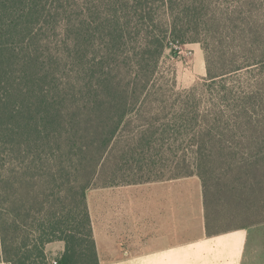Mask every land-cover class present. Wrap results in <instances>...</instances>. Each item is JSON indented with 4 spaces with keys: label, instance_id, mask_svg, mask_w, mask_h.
Instances as JSON below:
<instances>
[{
    "label": "trees",
    "instance_id": "trees-1",
    "mask_svg": "<svg viewBox=\"0 0 264 264\" xmlns=\"http://www.w3.org/2000/svg\"><path fill=\"white\" fill-rule=\"evenodd\" d=\"M188 177L209 234L264 223V0H0L1 259L96 264L90 189Z\"/></svg>",
    "mask_w": 264,
    "mask_h": 264
},
{
    "label": "crops",
    "instance_id": "crops-1",
    "mask_svg": "<svg viewBox=\"0 0 264 264\" xmlns=\"http://www.w3.org/2000/svg\"><path fill=\"white\" fill-rule=\"evenodd\" d=\"M195 179L140 184L141 198L129 195L130 191L137 190L133 185L99 188L110 189L111 193L118 189L120 193L88 202L96 244L95 263L264 264V223L209 234L200 180L194 194L184 193L181 188V183ZM251 231H254L253 238ZM66 249L64 241L47 244L49 264L54 261L58 264ZM107 250L115 255L104 258L103 252ZM1 256L0 235V264H10ZM82 262L74 260L72 264Z\"/></svg>",
    "mask_w": 264,
    "mask_h": 264
},
{
    "label": "rangeland",
    "instance_id": "rangeland-1",
    "mask_svg": "<svg viewBox=\"0 0 264 264\" xmlns=\"http://www.w3.org/2000/svg\"><path fill=\"white\" fill-rule=\"evenodd\" d=\"M177 45H178L177 48L176 46L173 47L174 50L177 51L176 55H172L170 51H168L169 53L166 54V57L164 59L165 65L167 68H171L175 72L177 85L179 88L182 89L189 88L206 76V62H205L204 51L200 43H187V44H181V45L177 44ZM195 180L194 181L191 180L189 183H187L186 181H182V182H186V183H181V188L183 189L184 193L190 192L191 194H194L197 188L200 187L198 178ZM141 186L142 185L132 186L133 188H137V190L130 191L129 195L131 196V198L142 197L141 195L143 191ZM117 190L112 191L111 193L110 189H99V188L90 189L87 193L88 202L91 201L92 203L93 199L96 197L110 198L111 196L120 193V191ZM259 233L260 231L258 232V234ZM262 233L264 234V228L262 229ZM250 237L251 238L254 237V231H251ZM107 247H109L108 244L106 245V248ZM114 255L115 252H111L110 250L103 252L104 258L113 257Z\"/></svg>",
    "mask_w": 264,
    "mask_h": 264
},
{
    "label": "built area",
    "instance_id": "built-area-1",
    "mask_svg": "<svg viewBox=\"0 0 264 264\" xmlns=\"http://www.w3.org/2000/svg\"><path fill=\"white\" fill-rule=\"evenodd\" d=\"M175 46H176V48H177L178 45H175ZM53 264H57V261H54Z\"/></svg>",
    "mask_w": 264,
    "mask_h": 264
}]
</instances>
